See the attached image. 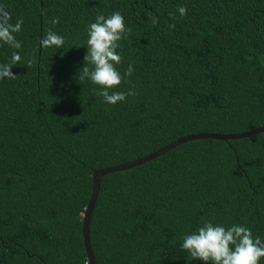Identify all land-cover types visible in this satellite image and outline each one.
<instances>
[{"label": "trees", "instance_id": "trees-1", "mask_svg": "<svg viewBox=\"0 0 264 264\" xmlns=\"http://www.w3.org/2000/svg\"><path fill=\"white\" fill-rule=\"evenodd\" d=\"M0 5L13 22L23 19L15 34L22 47L0 45V63L13 51L22 58L12 68L16 78L0 80V264H87L82 215L95 170L187 135L264 125V0ZM113 12L131 30L119 42L116 67L123 74L131 64L133 73L110 92L136 95L109 105L77 73L88 25ZM49 30L64 37L61 49L41 46ZM209 220L243 225L264 240V132L191 140L103 176L89 226L95 263L204 264L181 244Z\"/></svg>", "mask_w": 264, "mask_h": 264}, {"label": "clouds", "instance_id": "clouds-1", "mask_svg": "<svg viewBox=\"0 0 264 264\" xmlns=\"http://www.w3.org/2000/svg\"><path fill=\"white\" fill-rule=\"evenodd\" d=\"M177 11L181 17L187 13L184 6L178 7ZM170 17L175 19L174 14H170ZM151 22L156 24L158 21L153 17ZM51 23L56 25L59 19L53 18ZM22 25V18H17L13 22L12 14L5 6L0 5V45L19 50L22 42L16 39L15 34L21 31ZM130 31L119 12H113L107 17L98 14L95 22L90 23L87 28V52L84 56V67L77 73L78 82L81 84L87 79L99 86L100 90L96 94L109 105H116L125 101L126 97L136 95L131 89L126 92H110L133 73L131 64L123 74L116 67L122 62V56L117 52L121 46L119 42L127 39ZM64 43V37L52 30H49L40 41L43 48L61 49ZM21 59L19 52L13 51L10 62L0 63V80L15 79L16 75L12 72V68ZM181 247L189 253L192 260H200L204 264H260L261 259L264 258V240L254 237L250 228L237 224L225 228L213 224L210 220L205 221L197 231L184 235Z\"/></svg>", "mask_w": 264, "mask_h": 264}, {"label": "water", "instance_id": "water-1", "mask_svg": "<svg viewBox=\"0 0 264 264\" xmlns=\"http://www.w3.org/2000/svg\"><path fill=\"white\" fill-rule=\"evenodd\" d=\"M264 132V125L250 130L243 133H236V134H214V133H198V134H192L187 135L185 137L179 138L176 141L170 143L169 145H166L157 151H154L142 158L105 168V169H98L95 170L92 174V187H91V194L89 197V200L84 208L83 215H82V240H83V246L84 251L86 254V263L87 264H96L94 254L90 245V239H89V226H90V220H91V214L95 205V201L98 198V193L100 189V180L103 176L115 173V172H121L126 171L129 169H132L136 166L142 165L146 162H149L164 153L170 151L171 149L185 143L191 140H199V139H214V140H221V141H228V140H237L242 138H248L260 133Z\"/></svg>", "mask_w": 264, "mask_h": 264}]
</instances>
